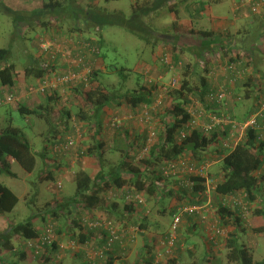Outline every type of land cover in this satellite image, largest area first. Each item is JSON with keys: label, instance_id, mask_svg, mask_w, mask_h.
<instances>
[{"label": "trees", "instance_id": "obj_1", "mask_svg": "<svg viewBox=\"0 0 264 264\" xmlns=\"http://www.w3.org/2000/svg\"><path fill=\"white\" fill-rule=\"evenodd\" d=\"M180 1L182 3L188 2V0H144L143 3L137 1L133 4L134 6L132 5L133 11L130 20L121 17L123 14L121 12L105 13L101 9L94 8L89 10L88 7L85 8L79 4L78 0H44V4L40 9L33 10L29 13L25 11H11L6 8L10 15H15L14 18L18 24H23L22 26L25 28L24 32H28L24 26L26 24H28L29 27L34 26L35 20H39V23L42 24L40 27L46 28L52 26L61 31L65 30L64 23H69L74 26L72 30L76 32V34L71 33L73 34V40L79 41L80 37V40H84L94 47V57L96 61H93L91 71L87 74V81H82L79 84H60L58 87L51 88L43 95L47 97L37 109L30 108L19 102L16 110L24 116H33V118L42 119L51 127L50 133L45 135L46 138L49 136L52 138L47 139V141L45 138L44 148L46 147V142L51 143L55 140L52 145L55 147L59 142L65 141L64 138L58 141L57 138L54 137L59 136L60 127L69 129V122L72 119H78L85 124H89L90 127H88L90 130L91 128L93 130V132L89 134L90 137L92 135L90 139L92 143L86 154L97 161L101 170L96 177L90 176L85 171H79L74 180L76 192L73 197L69 196L60 200L51 197V199H47L43 201V203L41 201L42 198L38 197V190L32 195H28L29 197L31 196V199L26 201V205L30 208L37 207V212L32 213L31 217L24 222L17 224L10 223L7 232L10 238L16 236L23 239L24 242L35 241L40 237L41 231L48 229L50 226L57 235V242H60L61 235L72 234L71 241H76L79 246L85 243V245H87V243H89L87 235L91 234V232L99 231L104 234L102 247L106 246L108 243L106 237L107 231L102 228L91 230L88 223L106 217L105 214L109 212L108 209L111 207L108 197L102 194H107V192L114 188H116L113 190L114 193H119L120 198L125 202L123 216L118 218V223H120L125 230L129 227L139 228L142 231L139 232V235H141L144 240L145 237L142 236V233L146 230L152 231V227L148 221V217L151 214L148 205L150 201L153 200V202L160 201L161 204H164L163 201L165 202V199L172 200L170 202V208H168L170 215L174 217L177 214H181L182 219L186 215V218L190 220L191 218H196L199 220L201 226L205 227L202 215L184 212V210L189 207H200L206 203V198H203L201 195L206 190V179L201 176L192 175L190 176V180L194 182V185L189 187L181 179H173L172 177L166 178L162 171L158 170V165L165 161L177 160L183 154H192L193 162L197 167L209 161L207 160L208 157L206 156V152L214 148V145L218 142L217 133L212 136H204L200 131L194 130L183 140L182 144L177 142L176 136L181 130L186 129V125L191 118L185 108L191 102L188 97H194L202 103H205L207 94L218 88V86L212 82L211 71L214 67L211 68V66H209L211 62L209 57L212 53L218 51V49V53L225 52V50L231 46L230 53L235 52L236 49L244 50L246 53L244 57L238 54V59L230 57V55L227 57L232 58L230 59L232 62H244L242 67L246 69L247 76L243 81L238 80L233 90L237 95H241L240 90L245 88L241 102L252 101L251 107L247 109L244 115L234 114L232 118L240 122L245 121L248 117L260 111L264 106V67H262L264 65V53L260 45V43L264 41V19L260 21L261 24L259 23L258 26L255 25L254 27L255 35H257L254 38L256 41L251 46L246 47H241L236 41L230 38L226 39L221 34H217V32L194 31V29L189 30L185 29L183 25L179 24L178 26L175 23L174 32L177 35L197 34L208 40L203 44V48L199 50L200 53L195 51L197 58L196 64L200 63L202 59L207 61L205 63L207 74L201 79L202 86L196 89L192 86L190 79L189 70L191 65L186 66L184 73L185 78L181 88L171 93L172 97L175 96L173 99L174 105L163 112L161 107L164 105V102H162L160 107L162 113L160 115L159 110L157 112L156 110L151 111V122L154 123L153 117L156 115L161 121L159 126L161 127L162 135L160 139L158 138L159 141L157 140V144L151 145L149 150L150 156L145 159L143 163H141V161L140 163L137 162V154L139 151L138 144L141 140L144 144L148 142L149 135L147 129L144 128L140 133L134 135V133H130V131L125 128L124 124L111 126L110 123L113 117H134V120L140 122V119L137 117H141L144 107L147 105L152 106L156 102L158 96V92L156 93V91H154L157 89L156 85L153 82L150 83L147 76L145 77L144 75L143 79L145 82H140L138 89L127 91L125 93L126 95L123 97V94L119 93L120 91L114 90V87L109 89L99 78V74L102 72H100L101 65L98 61L100 58L106 61L107 58L102 50V43H105L104 30L106 26L117 25L126 28L150 44L151 38L147 35L155 32L154 30L156 29L150 25L146 19L152 12L165 6H168L170 12L178 17V5ZM187 6L188 5H186V8ZM210 7L211 2L208 0H195L188 11L191 15L201 17L204 16L203 14L206 13ZM86 31L93 32L94 37H88L84 34ZM156 35L150 37L155 38L157 41H161L162 44L175 43V35L172 33L169 37L165 34L161 35V32H156ZM222 39L225 40L223 41ZM232 43H236V46H233ZM174 46V48L177 49L176 45ZM12 55L13 53L10 49H0V88H8L10 91L15 90L16 77L18 76V63L12 60ZM32 56L28 59L29 64L27 63L25 66V75L27 77L34 75L38 85L44 81L50 80L52 76L63 74L66 68L65 65L61 66L59 64L60 57L58 56H49L48 59L42 60L41 62L40 60L38 61L36 57ZM245 58L248 59V61H245ZM198 59H201L200 62H198ZM80 69L79 66V68H75L74 71H79ZM227 76L228 79L224 83V86L230 84L231 75L229 72ZM37 84L35 88L38 86ZM67 93L73 97L75 102H79L80 108L77 112V116L73 113L70 106L68 108L62 103ZM122 97L125 99L123 103H126L127 107L130 109V115H121L122 112L116 113L117 115H113L105 131L103 127L104 109L113 105L118 107L121 106L122 100H124ZM1 107L2 106H0V108ZM12 111L13 109L8 108L6 112L2 114L7 124L0 127V174L6 173L17 179L18 175L11 170L7 158H13L14 162L18 163L24 172L30 174L36 170L37 155L34 153L33 145L27 134L20 128L13 127L9 124V121H11L9 117ZM2 115L0 114V119ZM168 117L172 118L171 122L167 120ZM144 132H147V135L143 136ZM51 133L52 135H50ZM108 133L113 135H111V137L107 136ZM120 134H122V136L124 135L125 139L122 138L123 140L121 141L128 144V151L122 150L124 157L121 158L120 161L115 163L107 161L108 153L115 154L119 151L118 145L113 140V136ZM107 137H109V139H107ZM131 151H134V154ZM219 153L221 159H219L218 156L216 157V159L220 161L215 165L216 173H209L211 178L218 179L219 181L215 198L223 199V197L226 196H237L243 193L250 206L252 203L259 201L261 196L260 193L264 190V139H261L258 131L249 129L246 132L245 138L233 150L229 153L225 150H221ZM225 153L227 154L223 157L222 155ZM44 164L45 167L43 165L42 168L43 172L50 168V163ZM143 166L145 167L142 168ZM48 180L56 181L53 176L49 177ZM128 193L142 196L147 203L148 209L135 208L134 205L126 203L125 196ZM19 200L15 192L0 182V215L7 216L11 213L18 205ZM39 203L44 205H42V207L39 205L38 207ZM113 208L117 209L116 205H114ZM229 208L230 207L226 205L219 208L218 220L220 224L227 226L229 223L232 224L233 221H236V224L241 226L244 231L247 230L243 226L244 217L242 213H240L241 211L236 208L234 211H231ZM251 208L252 206L250 207V216ZM132 212L134 214H139V216L135 218L130 214ZM160 212H165V208L161 209ZM75 213L76 216L74 215ZM127 213L131 216H128ZM252 216H254V218H262L264 221V206H256ZM36 218L37 223H34ZM110 218L109 216L107 219ZM70 220L72 221L70 222ZM249 222L250 220L248 223ZM250 226H252V224ZM156 230L160 232L161 228ZM252 230L257 233L264 232V223L260 226H254ZM78 233L82 236L80 240L74 239L79 235ZM211 234L212 232H210L208 237L209 245L205 246L204 243L201 244L203 247V259L206 258L207 260V258H214L217 256L218 251L222 250L229 264H264V261H256L253 251L240 242L238 232L219 235V238L217 235L211 236ZM3 236L4 235L0 237V240L3 239L6 243L9 242L5 248L7 249L8 246L12 248L13 245L10 244V241L6 240L10 238L6 236L4 238ZM179 241L181 242V237L179 238L178 233V247H180L181 244H179ZM182 242L187 246L190 241L185 239V241ZM201 245H198L196 247L197 249L191 250L189 248L190 245H188L187 248L190 252L195 251L198 253V249ZM55 246L58 248V243H54L51 248L47 246V248L53 252ZM129 246L130 245L126 248L128 251ZM211 246L220 247L216 254L213 253ZM112 247L113 249L105 252L104 264H114L116 257L112 252L115 250L121 252L122 249L123 256L128 254V251L125 250L119 242L114 243ZM145 247L149 248L148 245H145ZM196 253H194V255H196ZM23 257L25 258V256ZM42 264H53L51 256L46 257Z\"/></svg>", "mask_w": 264, "mask_h": 264}, {"label": "rangeland", "instance_id": "obj_2", "mask_svg": "<svg viewBox=\"0 0 264 264\" xmlns=\"http://www.w3.org/2000/svg\"><path fill=\"white\" fill-rule=\"evenodd\" d=\"M139 1L140 3L144 2V0H78V3L81 4L83 7L87 8L89 10L94 9H101L105 13H117L121 12L123 13L121 17L130 20L132 17V5ZM195 0H188L187 3H182L181 1L179 2L180 4L178 5L179 9V15H175L174 13H171L168 6L161 7L160 9L156 10L155 12H152L151 15L146 19V21L152 25L156 30L155 32L150 33L147 35L149 38H151L150 44L142 40L138 35H135L133 32L129 31L126 28L117 26V25H109L105 27L104 30V37H105V43H102V50L103 54L105 55L106 61L104 59H99V64L101 65V71L102 73L99 74L100 80L108 86V88H113L116 91H120L119 93L126 95L125 93L129 90L132 89H138L139 88V83L142 82L144 83L143 76H147L149 80L156 81L159 76L163 73L166 72L167 66H166V60H169L170 62L177 64L178 62H182L181 69L177 71V74L179 75V85L177 89L181 88V85L183 84L182 82L184 81L185 78V67L188 65L190 66V76H191V83L192 86L196 89L200 88L201 85V79L203 76L207 74L205 70V63L207 62L206 60L198 59V64H196V53H200V49L203 48V44L205 41H208L207 39H204L200 35L193 34H181V36L177 35L174 32V25L179 26V24L183 25L185 29H194V31H212L208 26V22L206 17V14H203L204 17H197L194 15H191L188 11L190 10V6L193 4ZM211 2V15L214 17H222L221 19L224 20L225 22L228 21V24L223 26L225 29H230L229 31L226 30H221L218 31L224 38L226 39H232L238 43L241 47H246V46H251L256 40L254 39L257 35H255V26L253 28H250L249 25L251 23H255L256 26L259 25L260 21L264 19V10L260 12V14H257V16H253L249 11L247 10H242L244 14H242V17L239 15L240 11L236 10L238 7L237 2L239 0H208ZM42 0L40 2H36L35 4L32 5V7H25V8H31L33 11L34 9H40L42 7ZM218 3V4H217ZM167 4V3H166ZM165 4V5H166ZM4 5V4H3ZM2 4H0V49L2 48H8L12 51V60L16 61L18 63V69L21 74H25V66L29 62L28 59L30 58L31 55L35 56L38 61L40 62L42 60L48 59V57L45 54L44 48H41L42 44L45 43L46 41L51 42L53 45H56L55 48L56 50L58 49L60 52V58H59V64L62 65H68L69 67L72 66L76 61H74V57L71 55L72 51H74L75 48H72L70 45H74L69 39L72 38L73 34L75 31L72 30L74 27L73 25L69 23H64V28L65 30H59L56 28H53L52 26H48L46 28L40 27L42 24L39 23V20H35L34 26L29 27L28 24H26L24 27L28 30V32H24L23 24H18V22L15 20L14 16L15 15H10L9 11L5 9ZM186 5L187 8H186ZM134 6V5H133ZM17 8H24V6H16ZM20 9V10H21ZM14 11H19V9H13ZM234 10V14L233 11ZM207 12V11H206ZM246 14V15H245ZM34 18V17H33ZM229 19H232L231 22L232 24L229 23ZM255 20V21H254ZM259 20V21H258ZM261 24V23H260ZM71 25V26H70ZM21 26V27H20ZM220 27V29H223ZM158 30V31H157ZM156 32H161L162 34L167 35L168 37L172 33L175 38V43L177 49H175L174 45L171 43L167 44H162L161 41L155 40V38H152L150 36L156 35ZM84 34H86L88 37H94L93 32L86 31ZM157 36V35H156ZM80 40V37H79ZM223 41L225 39H222ZM79 42V41H78ZM156 44V45H154ZM218 47V46H217ZM264 47V45L262 46ZM43 49V50H42ZM55 50V51H56ZM219 52L216 51L215 53H212L211 56L209 57L210 63L209 66L213 68L215 65H221L224 64L228 57V53L226 52ZM218 53V54H217ZM264 53V51H263ZM178 54V55H177ZM223 54V55H222ZM200 55V54H199ZM222 55L221 58H219ZM178 59V60H176ZM264 59V55H263ZM107 62V63H106ZM29 64V63H28ZM192 67V68H191ZM264 67V65L262 66ZM217 68V73L219 76L217 77V80H214V77H212V82L215 85H224V83L227 81V72L225 70H222L219 67ZM173 73H170L167 76V80L170 78V76ZM25 76V75H24ZM55 76V80H56ZM28 81L27 83H23V85L20 87L21 88V95L24 93H30L31 90L35 88V85L37 84V80L35 79L34 75H31L29 77H26ZM51 78L54 79V76ZM141 78V79H139ZM146 78V79H147ZM217 82V83H214ZM31 85V86H30ZM38 85V84H37ZM28 86V87H27ZM244 89L240 90V94L243 95ZM187 96V95H186ZM122 97V98H123ZM175 97V96H174ZM174 97L168 96L164 98V105L162 106L163 112H165L169 107H172L174 105ZM40 99L41 97L38 96V99L36 102H34L33 106L34 107H39L40 106ZM124 99V98H123ZM125 101L122 100V105L119 106V110L124 113L123 115H130L129 112H125L124 106H127L126 103H123ZM21 102V101H20ZM63 105L68 107H71L73 113L77 116V112L80 108L79 102H75L73 100V97L70 96L68 93L65 94L64 99L62 101ZM18 103H14V107H17ZM235 104V103H234ZM252 105V101H243L240 104L235 105L233 108V114L235 115H244L247 111L248 108H250ZM32 106V107H33ZM118 107V106H117ZM114 106V108H117ZM7 106H2L0 108V114H4L7 110ZM162 109L159 112V115L162 113ZM118 112V113H121ZM113 115H116L113 114ZM112 115L109 113H106L103 115V126H108L110 120L112 119ZM11 118V121H9V124L13 127L20 128L27 134L28 137H30V141L33 145V150L34 153L37 155V166L36 170L31 173L32 175L28 176V173L24 172V170L20 167V165L16 162L13 163L11 167V170L16 173L19 177L27 178V182L29 184L23 183L21 180H18L11 177L10 175L6 173H1L0 174V182L5 184L7 187H9L13 192L19 196L20 200L16 208L9 213V216L18 222H24L27 220L29 217H31L32 213H36L37 207H28L26 205V200L24 199V193L29 192L28 195L34 194L36 190H39L41 188V185L43 186V183L46 182L49 184L50 180L48 178L44 179L45 181H40L38 179V169L41 168L42 166V159H41V154L40 152L44 153V142L46 135L50 133L51 127L42 119H35L36 123L33 127H31L29 123V118L27 116H24L18 112V110H13L12 114L10 115L9 119ZM31 119V118H30ZM168 121H172L171 117L167 118ZM154 121V127L156 126V133H157V140L161 138V127L159 126V123L161 121L159 120V117L156 115L153 117ZM130 120H127V126L129 125ZM137 122V126L131 125L134 133H140V130L144 129V126L141 127L139 125V121ZM7 122L4 120V115L1 116L0 119V127H3ZM70 127L69 129H66L64 127L59 128V136L54 137L57 138L58 141H60L62 138L66 140L68 137H72L76 141V145L73 149L69 150L70 151H76V153L79 155H72L68 152H60L63 153V157L67 158L68 161H73L78 158V162L81 164L80 167H76L75 172L72 173V169L68 168V170H64L63 172L68 174L69 177H65L66 181L63 183V178L62 180L58 182V188L66 190L64 188L65 183H69V191L64 193L65 195L67 194H74L76 192V185L75 182H72L73 178L76 176V174L79 171H85L86 167L93 166L95 170L97 169L98 163L95 159H90V156L86 154L87 150L89 149L92 141L90 140L92 138L89 136L90 132L92 133L93 130L89 124H85L84 122L79 121L78 119H72L70 122ZM3 125V126H2ZM143 125V124H142ZM89 126V127H88ZM107 129V128H106ZM131 129H129L130 131ZM147 132H144L143 136L147 135ZM46 134V135H45ZM43 135V136H41ZM52 135V133L50 134ZM81 135V137H80ZM113 134H109L107 136H110ZM48 138H52L49 136ZM159 138V139H158ZM109 139V137H107ZM155 139V138H154ZM123 140V139H122ZM137 140V139H136ZM158 141L154 142L153 145L157 144ZM53 143V141L51 142ZM51 143L49 145H51ZM94 143V141H93ZM144 145V147H143ZM152 145V144H151ZM151 145L143 143V141H139L138 144V159L137 162L143 163L145 159H147L150 156L149 150ZM121 149L118 151V153L115 154H107V161L110 162H117L120 161L121 158L124 157V153H122V149L126 148L128 149V144L125 142H122V145H120ZM52 151L55 152L54 146H51ZM134 154V151H131ZM50 153H52L50 151ZM57 153V152H55ZM64 153L66 155H64ZM75 153V154H76ZM219 152L215 150L214 148L208 150L206 152V156L208 157V160L213 161L217 160L216 157L218 156ZM189 155V154H188ZM220 155V154H219ZM76 157V158H73ZM72 158V160H71ZM110 159V160H109ZM90 160V161H89ZM220 161H217L215 164H211L208 168V174L209 173H216V164L219 163ZM86 163V164H85ZM83 164V165H82ZM10 165V164H9ZM66 167V163L64 164ZM62 166V164H61ZM109 166V165H107ZM220 166V165H218ZM143 166L142 168H144ZM94 174L95 171L91 169ZM101 170H99L100 172ZM86 173H90L88 171H85ZM98 172V174H99ZM56 173H58L56 171ZM97 174V175H98ZM27 175V176H26ZM214 175V174H213ZM74 176V177H73ZM96 176V175H95ZM40 177V173H39ZM71 181V182H70ZM34 184V185H32ZM53 184V183H51ZM61 188H60V186ZM40 187V188H39ZM260 200L252 203L251 206V216H250V204L247 202L245 199L244 195L241 197H237L239 199H220V198H215L213 196L212 198V203H211V212L210 214L207 215L206 217V223L204 224L205 227L202 226H197V230L193 231L189 227V224L182 223L184 221V217L182 219L181 225L178 229L179 233V238L181 237V242L185 241V239H188L190 242L196 241L198 242L197 245H201L203 241L208 240V236L210 234L209 227L210 223H215V225H218V229L221 230V233L224 232V234L231 233V228H234V232H238L239 235H241L240 242L244 245H246L249 249L253 251L254 254V259L256 261H264V232L262 233H257L254 232L252 229L254 226H260L264 223L262 218H254L252 216V213L256 206H264V190L262 193H260ZM110 195V194H109ZM40 196V193H39ZM55 196V195H54ZM54 198V197H53ZM47 199H51L50 196L46 197ZM62 199V198H61ZM154 201V200H153ZM150 201L149 203V210L151 214L148 217V221L150 222V226L152 227V231L148 232H154L158 234H168L171 232L172 228V223L174 220V217L169 214L168 208H170V202L172 200L170 199H165V202L163 201L164 204H161L160 201L153 202ZM234 201H240L242 202L243 206L248 207L249 205V215L247 217V220H244V227L247 230H243L241 226L236 224V221H233V223H229L227 226H224L220 224L218 220V210L221 206H229L231 211L235 209ZM43 202V201H42ZM111 202V201H109ZM44 203V202H43ZM207 203V202H206ZM33 205V204H31ZM42 207L44 204H38ZM124 205V203H121V207ZM147 208V209H148ZM165 208V212H160L161 209ZM25 212V213H23ZM205 211H201V214H203ZM76 216V213L74 214ZM74 217V216H73ZM187 216L185 215V220ZM244 217V216H243ZM114 219V225L116 228L121 229L118 227V218L113 217ZM250 222L248 223V221ZM72 220H70L71 222ZM117 221V222H115ZM188 221V220H187ZM193 221V220H192ZM209 224V225H208ZM252 224V226H250ZM213 225V224H211ZM247 225V226H246ZM5 227V226H2ZM161 228L160 232H157L156 229ZM9 230V224L7 227L6 232ZM150 234V233H148ZM215 236V232L211 234V236ZM219 235L223 234H218V238L220 237ZM224 237V236H222ZM137 240L140 241V243L143 240V237L141 235H137L136 238ZM152 244L151 248L148 249H142V245L139 244V249H137V241L136 243L132 244L129 246V253L126 255L131 256V260L129 262H135L136 257L138 256L140 258V261L143 262V260L147 259L150 257V255L155 254L160 250V247L158 245L155 246V242H150ZM188 246V245H187ZM185 245L183 249H180V253L184 254H189L190 250L187 248ZM131 247V248H130ZM179 247H177L178 249ZM190 249L192 247H189ZM175 249L174 256L173 257H167L163 258L162 264H170L169 261L172 258H176L178 255L179 249ZM194 249H197L196 246ZM198 253H196V258H193V260H187L186 263L183 264H229L227 262V258L225 254L222 252V250L218 251L217 256L214 258H211L210 260L203 259V247L202 245L198 249ZM143 254L146 257H143ZM70 256V255H68ZM129 259V257H127ZM198 259H200L201 263H198ZM71 258L67 260V264H72ZM32 264H41L39 261L35 262H30ZM55 264H58L56 262Z\"/></svg>", "mask_w": 264, "mask_h": 264}, {"label": "built area", "instance_id": "obj_3", "mask_svg": "<svg viewBox=\"0 0 264 264\" xmlns=\"http://www.w3.org/2000/svg\"><path fill=\"white\" fill-rule=\"evenodd\" d=\"M238 7L236 10L238 11H249L252 15L260 14L261 11L264 10V0H239L237 2ZM74 45H70L72 48H75L72 51L71 55L74 57V63L72 66L66 65V68L61 75H55L54 79L50 78V80L44 81L40 83L36 88L30 91V93H36L44 95L51 88L58 87L60 84H79L82 81H87V74L91 71V66L93 61L95 60L94 54L95 49L90 45V43H86L84 40L75 41L73 38L69 39ZM233 46H236V43H232ZM41 48H44L46 56L50 57H60V52L58 49L56 50L55 46L51 42L46 41L41 45ZM43 50V49H42ZM56 50V51H55ZM231 46L225 50L226 53L230 55V57H235L238 59L237 55L245 56L244 50L236 49L235 52L230 53ZM63 54V53H62ZM223 55V54H222ZM222 55L219 57L221 58ZM227 58L226 62L221 65H215L211 71V76L214 77V80H217L219 74L217 73V68L219 67L222 70H225L227 73L231 75L230 84L228 86L224 85H216L218 88L207 94L206 102L202 103L194 97L189 96L190 103L185 107L187 113L190 115V120L186 125L185 130H181L180 133L177 134L176 139L178 143L183 142V140L190 135V133L194 130H198L204 136H212L213 134H218V142L214 145L215 150L221 152V150H225L226 152H230L233 150L244 138L246 132L249 129L257 130L260 134L261 139H264V106L257 113L248 117L245 121H238L233 117V108L236 103L242 101V95H237L234 92L235 83L240 80L243 81L247 76V71L243 66V61L232 62ZM245 61L248 59L245 58ZM167 70L165 73L161 74L156 81L149 80L150 83H154L157 87L156 93L158 92V96L156 102L152 106H145L144 111L141 117H137L140 119V123L143 124L144 128L148 131V144H154L157 141V133L156 128L154 127V123H152V112H156L160 109L162 102H164V98L171 96V93L174 90H177L180 79L177 71L181 69L182 62H178L174 64L169 60H166ZM79 71H74L75 68H79ZM173 73L170 78L167 80V76ZM227 79L228 76L226 75ZM217 83V82H214ZM66 86V85H65ZM64 87V86H63ZM215 87V86H214ZM22 97L18 93V91L8 92L0 96V106L4 105H13L14 103H19ZM235 103V104H234ZM162 108V107H161ZM134 119V117H130ZM126 118L124 117H113L111 121V126L122 125ZM155 138V139H154ZM76 145V141L72 137H68L64 142H59L55 145V152H67L73 149ZM220 154V153H219ZM218 154L219 159H221V155ZM227 153L222 156L225 157ZM208 160V159H207ZM218 160L207 161L200 167H197L193 162L192 154H183L177 160L165 161L162 164L158 165V170L162 171L163 175L166 178L172 177L173 179H181L187 186L191 187L194 185V182L190 180V176H201L206 179V190L202 193V197L206 198V202L204 205L200 207H189L184 210V212L188 213H198L202 215L203 223H206V217L208 214L212 213L210 207L212 206V198L215 196L216 188L218 184V179H213L208 174V168L211 164H215ZM264 171V167H263ZM60 186V185H59ZM61 188V186H60ZM117 193H113V196H117ZM244 194L241 193L235 196H226L223 199H239L238 196L241 197ZM245 197V195H244ZM125 201L128 204L134 205L135 208L146 209L147 203L145 199L140 195H135L132 193H128L125 196ZM235 208L240 210L242 215L244 216V220H247L249 215V205L248 207L243 206L242 202L234 201ZM201 211H205L201 214ZM87 220V219H84ZM182 222V215L177 214L174 216V220L172 223L171 232L162 236L161 242H159L160 250L155 254H151L149 259L150 264H162L163 258L170 257L174 255L175 249L177 246L178 240V229ZM213 224V225H211ZM215 223H210L211 228L209 227V231L215 232V234H224L221 233V230L218 229V225ZM209 225V224H208ZM89 228H102L107 231V239L108 243L106 246L101 248L94 247L88 245L86 247V264H96L99 259L105 258V252L113 249V245L116 242H119L125 250L128 251L127 246L136 243V236L139 232H142L139 228L129 227L127 230L123 229L120 224L118 229L115 227L113 221L107 219L97 220L95 222L88 223ZM131 235V238L129 236ZM54 243H58V249L60 251H77L79 249V245L76 241H68V242H57V235L53 232L52 228L49 226L48 229H44L40 233V237L35 241H27L25 242V251L28 254V258H32L34 260L39 261L41 264L45 261L46 257L50 256L52 251H50L47 246L51 248ZM185 244L181 243L180 247H184ZM124 250V251H125Z\"/></svg>", "mask_w": 264, "mask_h": 264}, {"label": "crops", "instance_id": "obj_4", "mask_svg": "<svg viewBox=\"0 0 264 264\" xmlns=\"http://www.w3.org/2000/svg\"><path fill=\"white\" fill-rule=\"evenodd\" d=\"M43 1L44 0H42V2ZM36 2H40V0H0V4H2V5L4 4L3 6L8 8L11 11H13V9H17V10L19 9V11H25V12H28V13L31 12L32 10H31V8H25V7H32V5L35 4ZM43 4H44V2L42 3V6H43ZM22 5L24 6V8H22V9L16 7V6H22ZM232 12L234 14V10ZM206 13H207L206 14V16H207L206 18L209 19V20H207L208 25H209L208 27L213 32L216 33V32L221 31V30L222 31L223 30H226V31L230 30V29L227 30L226 28L225 29L223 28V26L228 24V21L225 22L224 20L221 19L222 17H217V16L214 17V16H212L211 15V9H209ZM242 14H244V12L240 11L239 15L241 17H242ZM253 16H257V15H253ZM202 17H204V16H202ZM229 20H230L229 23L232 24V22H231L232 19H229ZM255 23L252 22L251 25H249L250 28H253L255 26ZM220 27H222L223 29H220ZM218 34H220V33H218ZM260 45H261L262 51H264V47H262L264 45V41L262 43H260ZM17 70H18V76L16 77V84H15V87H14L15 88L14 91H18V93L20 94L21 93V88L20 87L23 85V83H27L28 81H26L27 80V78H26L27 76L25 74H24L25 76L23 74H21L18 68H17ZM8 92H10V89H8V88H0V96H2L3 94H6ZM11 92H13V91H11ZM38 96L41 97V99H40V105H41L42 102L44 101V99L47 96L39 95V94H36V93H24V94H22L21 103H23L24 105H26V106L31 108L33 106L34 102H36V100L38 99ZM4 106H7V108H11L13 110H16V108L12 104L11 105H4ZM114 106L115 105L110 106V107H106L104 109V114L109 113V114H111L113 116V114L121 112L119 110V107L115 106L117 108H114ZM32 108L33 109H37V107H34V106ZM124 108H125V112H130L129 107L124 106ZM123 114L124 113H121V115H123ZM30 118H29V123H30L31 127H33L35 125L36 121L33 118V116H30ZM36 119H39V118H36ZM132 124L137 126L136 120H130L128 126H127V123H125V128L127 130L131 129L130 133H134L133 129L131 128ZM139 125L141 127H143L142 123H140V122H139ZM103 127H104V130L107 128L105 125ZM141 131L142 130H140V132ZM134 135H137V133H134ZM80 137H81V135H80ZM122 138L125 139L124 135L122 136V134L113 136V140L118 145L119 150L121 149L120 145H122V141H121ZM47 139H50V138H46V141H47ZM29 140H30V137H29ZM54 142H55V140L53 141V143H51V145H47V144H50V143L46 142V147H45L46 150H45V152L44 153L40 152L41 159H42V163H41L42 166H41L40 169H38L39 182L40 181L44 182L45 181L44 178H46V177H48V179H49V177L53 176L56 179V181H51L50 180L49 184L44 182L43 186L41 185V188L39 187L40 189L38 190V197L42 198L41 201H46V197H48V196H50L52 198L54 197V198L60 200L61 198L63 199L65 197H69V196L73 197L74 194H75L74 193V194H68V195L66 194L65 195L64 194V193H66L65 191L70 192L69 191V187H68L69 183H65V185H64V188H66V190H65V189H63V187L61 189L58 188V182H59V180L61 181L62 178H63V183H64L66 181L65 177H69L68 174L63 172L64 170H68V168H70V169H72V173H74L75 170H76L75 168L76 167H80L81 164L78 162V158L71 162V161H68V157L67 158L63 157V155H62L63 153H55L54 151H52L51 146L54 144ZM122 150H127L128 151V149H126V148H124ZM50 151L52 153H50ZM68 152L69 151H67L66 154H68ZM69 153L70 154L72 153L73 156L74 155H77V157L79 156L76 153V151H70ZM66 154L64 153V155H66ZM44 156H45V159H44ZM73 158H76V157H73ZM90 159L93 160V158H91V157H90ZM71 160H72V158H71ZM7 161L10 164V166H12L13 163H14V160L11 157L7 158ZM44 163H46V164L50 163V168L46 169L45 172H43V170H42L43 165L45 167ZM65 163H66V167L64 165ZM61 164H62V166H61ZM91 169H93L95 171V174L93 172H91L92 171ZM99 170H100V166H97L96 170H95V168L93 166H89V167L85 168V171L90 172L89 175L92 176V177H96L98 172H99ZM56 171L58 173H56ZM39 173H40V177H39ZM30 175H32V174L31 173L28 174V176H30ZM18 180H21L25 184H29V182H27L28 179L27 178L25 179V177L21 178V177L18 176ZM74 180H75V177L73 178L72 182H74ZM51 183H53V184H51ZM32 185H34V184H32ZM114 189H116V188H114ZM113 190H111V191H113ZM111 191L107 192V194L103 193L102 195L103 196H107V197H111V195H112V193H110ZM39 193H40V196H39ZM28 194H29V192H27V191H26V193L23 194L24 195V199L26 201H29V199H31V196L29 197ZM110 201H111L110 202V207L111 208L108 209L109 212H106L105 215H106L107 218L110 216L111 217L110 220L114 221L113 217L120 218V217L123 216V210L125 209V202H124V200H122L120 198V196H118V197H116V198H114V199H112ZM121 203H124V205H122V207H121ZM114 205H116L117 209L113 208ZM23 213H25V212H23ZM130 214L132 216H134L135 218H137V216H139V214H137V213L134 214L133 212L130 213ZM130 214L127 213L128 216H131ZM132 220H133V218H132ZM10 223L17 224V223H20V222L13 220L9 216V214L7 216L0 215V237L2 235H4L3 237L5 238V236L7 235V232H8V231L6 232V230H7L8 224L10 225ZM34 223H37V218H36V221ZM182 223L189 224L190 229L191 230L193 229V231L197 230V226L198 225L201 226L199 220L196 219V218H193V219L191 218V220L188 218V219L185 220V217H184V221ZM2 226H5V227H2ZM234 228H231L232 232H234V230H233ZM148 233H150V234H148ZM142 234H143L142 236L145 237V240L143 238L141 243H140L139 240H137V247L136 248L139 249V250H140L139 244L142 245V249H148L147 247H145V245L146 246L148 245V247L151 248L152 247V244L150 243L151 241L155 242L154 243L155 246L159 245V242H161L160 239H162V236H163V234L161 235V234H158L156 232L155 233L154 232H148L147 230L144 233H142ZM103 236H104V234L102 232H99V231H96V232H93V233L91 232V234L87 235V237L89 238V241H88L89 243H87V245H85L86 243L84 245H80L79 249L77 251H74V252L73 251H60L55 246L53 252L50 255L51 258H52V263L55 264L56 262H58V264L59 263L67 264V260L70 257L72 259L71 260L72 264H86V252H85L86 251V247L88 245H91V246H94V247L101 248L102 245H103ZM6 237L10 238L9 235H7ZM80 237H82V236L79 234L74 239L80 240ZM239 237L241 239V235H239ZM129 238H131V235L129 236ZM6 240L10 241V244H12L13 247L11 248V246H8V248L6 249L5 246L7 244H9V242L6 243V241H3V239L0 240V264H32L30 262H35L34 259L28 258V256H27L28 254L25 251V242L23 241V239H21L19 237H16V236H12L10 239H6ZM71 240H72V234H67V235L63 234V235L60 236V241L61 242H68V241H71ZM203 243L205 244V246H208L209 245V240L206 239V241H203ZM203 243H201V244H203ZM197 244H198V242H196V241L188 242V245H190L189 247H192L191 250L194 249L195 246L197 247L198 246ZM211 248H212L213 253L216 254V252L219 250L220 247L217 248V246H215V247L211 246ZM178 249H179L178 255L176 256V258H172L169 261L170 264H183V263H186L187 260H191L192 261L193 258H196V256L194 255V253H196L195 251H191L188 255L187 254L183 255L182 253H180V249H183V248L179 247ZM128 253H129V251H128ZM112 254L116 257L114 264H150V259L149 258H147V259L143 260V262H141L140 258L138 256L136 257L135 262H129V260H131L130 259L131 256H127V257H129V259L126 257V255L123 256L122 255V249H121V252H118L117 250H115V251L112 252ZM68 255H70V256H68ZM23 256H25V258ZM173 256H171V257H173ZM143 257H146V256L143 254ZM210 259L207 258V260H210ZM103 261H105V260L104 259H102V260L99 259L96 264H104ZM198 263H201L200 259H198ZM194 264H196V263H194Z\"/></svg>", "mask_w": 264, "mask_h": 264}, {"label": "clouds", "instance_id": "obj_5", "mask_svg": "<svg viewBox=\"0 0 264 264\" xmlns=\"http://www.w3.org/2000/svg\"><path fill=\"white\" fill-rule=\"evenodd\" d=\"M124 118H126L125 119V121L123 122V124L125 125V123H126V121L127 120H134V119H131L130 117H124ZM137 121V120H136ZM109 125V124H108ZM110 193H112V195L111 196H113V193H114V191H111ZM118 195L117 196H114V197H108L109 199L111 198V199H114V198H116V197H118L119 196V193H117ZM215 197V196H214ZM110 201V200H109ZM181 225V224H180Z\"/></svg>", "mask_w": 264, "mask_h": 264}]
</instances>
